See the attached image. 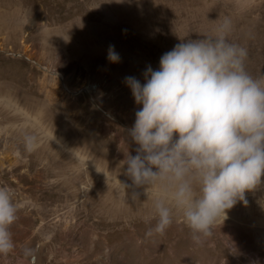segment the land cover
<instances>
[{
  "label": "rangeland",
  "instance_id": "374dc122",
  "mask_svg": "<svg viewBox=\"0 0 264 264\" xmlns=\"http://www.w3.org/2000/svg\"><path fill=\"white\" fill-rule=\"evenodd\" d=\"M226 17L246 71L264 77V0H0V186L18 207L0 264H264V174L202 243L175 211L149 235L158 189L122 185L141 107L125 78L143 85Z\"/></svg>",
  "mask_w": 264,
  "mask_h": 264
},
{
  "label": "clouds",
  "instance_id": "9594fccd",
  "mask_svg": "<svg viewBox=\"0 0 264 264\" xmlns=\"http://www.w3.org/2000/svg\"><path fill=\"white\" fill-rule=\"evenodd\" d=\"M232 21L225 18L214 35L182 40L164 53L159 67H148L145 83L126 77L134 102L141 105L126 129L137 145L122 166L131 185L155 186L154 231L163 234L178 212L194 243L211 236L245 193L264 174V77L245 68L247 49L229 42ZM108 60L119 62L114 46ZM29 151L34 138L26 137ZM134 192L133 199L138 200ZM18 207L11 188L0 186V254L14 248L11 226Z\"/></svg>",
  "mask_w": 264,
  "mask_h": 264
},
{
  "label": "bare ground",
  "instance_id": "6f19581e",
  "mask_svg": "<svg viewBox=\"0 0 264 264\" xmlns=\"http://www.w3.org/2000/svg\"><path fill=\"white\" fill-rule=\"evenodd\" d=\"M264 61V60H263Z\"/></svg>",
  "mask_w": 264,
  "mask_h": 264
}]
</instances>
